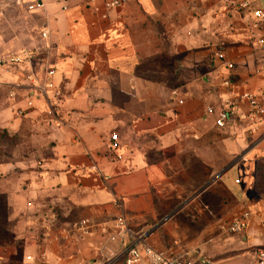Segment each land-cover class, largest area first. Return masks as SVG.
<instances>
[{"label":"crops","instance_id":"1","mask_svg":"<svg viewBox=\"0 0 264 264\" xmlns=\"http://www.w3.org/2000/svg\"><path fill=\"white\" fill-rule=\"evenodd\" d=\"M37 3L0 0V125L18 127L11 89L19 106L43 102V153L55 157L43 161V200L58 209L44 212L43 242L36 229L13 230L0 264H111L130 245L195 264H256L264 121L220 129L207 108L264 89V26L251 29L264 0H125L110 10L104 0ZM23 52L32 59L5 60ZM48 68L63 91L56 114L53 93L42 98L33 85ZM112 133L119 157L108 148ZM245 211L248 227L230 233ZM120 216L128 234H117ZM122 263L119 254L112 264Z\"/></svg>","mask_w":264,"mask_h":264},{"label":"rangeland","instance_id":"2","mask_svg":"<svg viewBox=\"0 0 264 264\" xmlns=\"http://www.w3.org/2000/svg\"><path fill=\"white\" fill-rule=\"evenodd\" d=\"M10 96L16 99L11 110L18 127L0 125V244L13 241V230L25 234L34 229V240L43 242L44 212L58 209L43 200V161L55 158L50 149L43 153V102L35 106L26 100L19 106L14 89Z\"/></svg>","mask_w":264,"mask_h":264},{"label":"built area","instance_id":"3","mask_svg":"<svg viewBox=\"0 0 264 264\" xmlns=\"http://www.w3.org/2000/svg\"><path fill=\"white\" fill-rule=\"evenodd\" d=\"M47 0H38L37 6L43 5V2ZM89 3L94 0H87ZM125 0H104V6L106 9H113L121 6ZM240 9H249L247 2H242L239 4ZM68 6L63 5L62 10H67ZM252 15L255 18V23L251 26L253 30H260L264 26V10H253ZM42 35L44 38L47 37V32L43 31ZM257 43L263 49L262 62L264 65V34L257 37ZM216 57L220 60L222 65L232 70L234 68L233 62L229 61L223 52H218ZM32 56L29 52H23L21 55H10L6 57V61L9 64H21L24 61L31 60ZM56 74V70L48 68L46 70V81L44 84L38 85L33 84L34 88L41 94H46L51 91L53 97L49 99L48 108L50 114H56V112L61 107V102L63 98V91L60 86L56 85L52 80V77ZM240 101L247 103L248 111L246 113H238V105ZM207 113L210 115H215V125L220 129H224L235 119L245 122L247 125L253 126V130L257 124L264 121V89L254 93L245 92L240 94L237 99H224L222 100L218 109L213 107L207 108ZM108 148L116 156V150L119 148L118 135L117 133H112L110 136V143ZM119 157V156H118ZM251 219V214L249 211L243 212L238 218L233 220L228 226V231L230 233H238L244 231L248 227L249 220ZM87 225V220H81L79 222L80 227H85ZM117 234H128L129 228L127 221L124 216H120L116 221ZM115 238L112 237V240ZM119 254L123 257L122 264H195L190 259L169 257L165 253L156 251L150 247H146L144 252H141L137 246L130 245L125 247V249L120 253H111L109 261L112 263L119 257ZM27 259H31L27 257ZM111 263V264H112ZM256 264H264V249H259L256 255Z\"/></svg>","mask_w":264,"mask_h":264}]
</instances>
